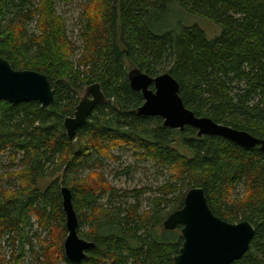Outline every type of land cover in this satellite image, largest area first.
Returning a JSON list of instances; mask_svg holds the SVG:
<instances>
[{
    "label": "trees",
    "instance_id": "1",
    "mask_svg": "<svg viewBox=\"0 0 264 264\" xmlns=\"http://www.w3.org/2000/svg\"><path fill=\"white\" fill-rule=\"evenodd\" d=\"M61 2L80 7L76 37ZM173 6L220 33L208 38L193 23L163 27ZM0 56L46 74L55 95L48 107L0 100V157L8 155L0 241L13 250L8 263L0 254L1 264H21L25 252L35 264H76L64 250L62 186L72 190L78 234L94 242L79 264H173L183 237L164 221L198 186L217 216L255 226L249 251L231 264H264V153L139 114L144 97L129 81L133 69L168 72L197 116L264 138V0H0ZM93 83L109 100L71 140L64 121ZM112 164L119 179L141 170L142 186L112 185Z\"/></svg>",
    "mask_w": 264,
    "mask_h": 264
},
{
    "label": "water",
    "instance_id": "2",
    "mask_svg": "<svg viewBox=\"0 0 264 264\" xmlns=\"http://www.w3.org/2000/svg\"><path fill=\"white\" fill-rule=\"evenodd\" d=\"M129 81L131 87L142 92L144 97L138 108L139 114L159 116L164 119L165 126L173 129L192 126L198 130L199 136H222L244 148L259 147L264 153V138L218 123L208 116H197L188 109L180 95V84L170 73L151 76L133 69L129 72ZM54 99V90L46 74L15 69L0 56V100L12 104L37 101L48 107L54 105ZM108 100L100 83L87 86L74 114L64 121L68 137L73 140L78 128L86 124L97 105ZM61 196L68 228L65 254L70 261L79 264L94 242L78 234L79 219L72 190L62 186ZM164 228H181L183 244L173 264H231L249 251L256 231L248 220L232 223L217 216L210 208L204 188L199 186L186 193L183 206L167 216Z\"/></svg>",
    "mask_w": 264,
    "mask_h": 264
},
{
    "label": "rangeland",
    "instance_id": "3",
    "mask_svg": "<svg viewBox=\"0 0 264 264\" xmlns=\"http://www.w3.org/2000/svg\"><path fill=\"white\" fill-rule=\"evenodd\" d=\"M174 8V9H173ZM58 10L60 14H63L65 19H67V25L69 28V31L71 32V35L73 37H76L78 27V17L81 12L80 7L77 3H67V2H61L58 5ZM181 22V24H198L206 33L208 38H214L217 34L220 33V28L213 23L212 21H209L204 18L200 17H194L191 16L189 13H187L185 10H183L179 6H173L172 11L168 14L165 22L163 23V27H177L178 24ZM85 90V89H84ZM84 90L80 92V97L84 94ZM123 155V158L125 161H131L130 154L121 152ZM8 164V155L1 156L0 157V172L3 171V166ZM117 168L116 165L112 164L111 168H108L107 173L105 176L108 178V180L111 182L112 185L122 188H133L135 186H142V181L144 180V175H142L141 170L136 174V177L134 180H126L125 178L119 179L114 177V170L113 168ZM150 168L151 167L149 165ZM149 178L151 181H154L153 172H149ZM52 179H46L44 180L45 183L42 184V186H45L47 183H49ZM164 177L162 176L159 178V182H163ZM156 183V182H155ZM33 222H35V219H33ZM35 224V223H34ZM36 228V227H35ZM82 230L88 231V225L83 226ZM0 254L1 257L5 259V263H8L13 256V250L10 247H7V244L5 241H0ZM18 254V253H16ZM13 264V263H12ZM21 264H35L33 261V258L30 254L25 252V255L23 259L21 260ZM58 264H64V262H59Z\"/></svg>",
    "mask_w": 264,
    "mask_h": 264
},
{
    "label": "bare ground",
    "instance_id": "4",
    "mask_svg": "<svg viewBox=\"0 0 264 264\" xmlns=\"http://www.w3.org/2000/svg\"><path fill=\"white\" fill-rule=\"evenodd\" d=\"M65 213V212H64ZM65 218H66V215H65ZM66 226H67V222H66ZM68 229V228H67ZM68 235V234H67ZM67 238V237H66ZM66 240V239H65ZM64 243H65V241H64ZM64 250H65V246H64ZM1 264V263H0Z\"/></svg>",
    "mask_w": 264,
    "mask_h": 264
}]
</instances>
